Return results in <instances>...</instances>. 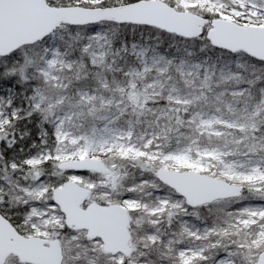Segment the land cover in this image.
Segmentation results:
<instances>
[{"label": "snow or ice", "instance_id": "1", "mask_svg": "<svg viewBox=\"0 0 264 264\" xmlns=\"http://www.w3.org/2000/svg\"><path fill=\"white\" fill-rule=\"evenodd\" d=\"M0 264H264V0H0Z\"/></svg>", "mask_w": 264, "mask_h": 264}]
</instances>
